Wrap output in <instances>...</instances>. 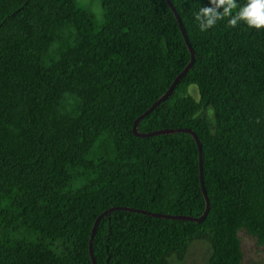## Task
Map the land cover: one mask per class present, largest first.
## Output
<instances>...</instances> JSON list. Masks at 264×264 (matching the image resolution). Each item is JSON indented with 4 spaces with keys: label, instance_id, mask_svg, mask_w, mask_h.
<instances>
[{
    "label": "trees",
    "instance_id": "16d2710c",
    "mask_svg": "<svg viewBox=\"0 0 264 264\" xmlns=\"http://www.w3.org/2000/svg\"><path fill=\"white\" fill-rule=\"evenodd\" d=\"M168 1L193 57L166 0H100V23L78 0H0V264H92L110 209L96 264L199 240L205 264H243L242 231L264 254V29L201 31L208 0ZM191 57L135 129L173 132L132 134Z\"/></svg>",
    "mask_w": 264,
    "mask_h": 264
},
{
    "label": "clouds",
    "instance_id": "9594fccd",
    "mask_svg": "<svg viewBox=\"0 0 264 264\" xmlns=\"http://www.w3.org/2000/svg\"><path fill=\"white\" fill-rule=\"evenodd\" d=\"M237 7L236 0H208V6H200L194 18L201 31L213 28L224 19L232 28L243 21L250 28L264 29V0H247L244 6L234 12Z\"/></svg>",
    "mask_w": 264,
    "mask_h": 264
},
{
    "label": "rangeland",
    "instance_id": "374dc122",
    "mask_svg": "<svg viewBox=\"0 0 264 264\" xmlns=\"http://www.w3.org/2000/svg\"><path fill=\"white\" fill-rule=\"evenodd\" d=\"M79 5L83 6L93 14V18L97 23H100L102 13L100 7V0H78ZM190 94L197 100L198 92L195 86H191ZM241 246L243 250V264H264L263 251L255 246V241L246 232H240ZM211 253L210 244L206 240H199L192 242L182 261L172 257L171 264H205Z\"/></svg>",
    "mask_w": 264,
    "mask_h": 264
},
{
    "label": "water",
    "instance_id": "95a60500",
    "mask_svg": "<svg viewBox=\"0 0 264 264\" xmlns=\"http://www.w3.org/2000/svg\"><path fill=\"white\" fill-rule=\"evenodd\" d=\"M166 2H167V4L169 5V7L171 8V10L173 11V13L175 14V16H176V21H177V24H178V26H179V28L181 29V32H182V35H183V37H184V40H185V42H186V45L188 46V48H189V50H190V52H191V54H192V57H193V51H192V49H191V47H190V45H189V42H188V40H187V38H186V36H185V33H184V31H183V29H182V24H181V21H180V17H179V15L177 14V12H176V10L173 8V6L171 5V3L168 1V0H166ZM191 57V61H190V63H189V65L187 66V68L185 69V71L184 72H182V74L174 81V83L171 85V87L169 88V90L167 91V93H165L164 95H163V97L161 98V99H159L148 111H146V112H144L136 121H135V123H134V126H133V129H132V134H134L135 136H138V137H144V138H147V137H151V136H154V135H157V134H164V133H170V132H173V131H167V130H164V131H160V132H155V133H151V134H148V135H144V134H138V133H136V131H135V129H136V123L138 122V120L139 119H141L142 117H144V116H146V115H148L153 109H155L162 101H164L165 100V98L170 94V93H172L173 92V90H174V88H175V86H176V84H177V82L179 81V79L182 77V76H184L185 75V73L189 70V68L192 66V63H193V58ZM184 132H186V133H188V134H190L192 137H193V139H194V141H195V143H196V145H197V147H198V152H199V158H200V168H199V174H200V183H201V187H202V191H203V194H204V196H205V198H206V200H207V203H209L208 202V199H207V195H206V192H205V190H204V187H203V182H202V176H201V168H202V162H201V146H200V144H199V142H198V140H197V138H196V136H195V134L194 133H192V132H190V131H187V130H185ZM114 209H110V210H108L107 212H103V213H101L98 217H97V219H96V221H95V223H94V227H93V230H92V233H91V237H90V239H89V254H90V258H91V261H92V264H96L95 263V260H94V258H93V253H92V250H91V241H92V239L94 238V234H95V230H96V228H97V226H98V223H99V221H100V219L105 215H107L108 213H110V212H112ZM137 212H141V211H137ZM143 214H145V213H143ZM148 215H150V214H148ZM151 216L152 217H155V218H168V219H178L179 221H189V222H200V221H202L204 218H205V216H206V212L204 213V215L201 217V218H199V219H191V218H186V217H179V216H162V215H157V214H151Z\"/></svg>",
    "mask_w": 264,
    "mask_h": 264
}]
</instances>
